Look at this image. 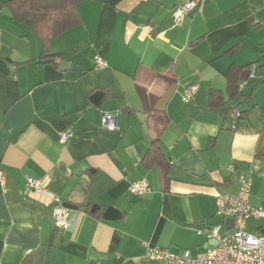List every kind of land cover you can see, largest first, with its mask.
I'll return each instance as SVG.
<instances>
[{
    "label": "crops",
    "instance_id": "1",
    "mask_svg": "<svg viewBox=\"0 0 264 264\" xmlns=\"http://www.w3.org/2000/svg\"><path fill=\"white\" fill-rule=\"evenodd\" d=\"M187 1L78 0L76 24L53 34L0 0V264H167L148 244L204 253L226 222L217 197L237 194L241 175L264 207V0H199L175 21ZM28 176L78 206L67 229ZM141 179L149 189L131 192ZM247 229L263 235L264 219Z\"/></svg>",
    "mask_w": 264,
    "mask_h": 264
},
{
    "label": "built area",
    "instance_id": "2",
    "mask_svg": "<svg viewBox=\"0 0 264 264\" xmlns=\"http://www.w3.org/2000/svg\"><path fill=\"white\" fill-rule=\"evenodd\" d=\"M199 0H189L177 7L175 21L189 11L194 10ZM98 68L108 65L101 57H96ZM253 72L252 76L255 75ZM198 85L189 86L183 93V100L189 102L198 91ZM239 114V113H238ZM103 128L115 130L118 128V116L111 111H105L101 118ZM72 135L68 130L61 134V141L65 142ZM230 168L233 170V166ZM3 175L0 173V179ZM241 187L237 194H220L217 197L218 214L227 219H233L232 230H226V222L209 228L206 233L209 239L216 243L208 246L204 253L193 255L190 249H184L182 253H173L165 248L147 245L146 255L150 259H162L167 264H264V235H256L247 229V221L250 218L264 219V207L253 205L250 201L252 180L245 175L240 176ZM28 192L45 196L59 202V198L53 195L41 179L28 176L26 179ZM149 189L146 179H141L131 186V192L143 194ZM56 204L53 209V216L56 226L63 231L70 226L72 211L69 207Z\"/></svg>",
    "mask_w": 264,
    "mask_h": 264
},
{
    "label": "trees",
    "instance_id": "3",
    "mask_svg": "<svg viewBox=\"0 0 264 264\" xmlns=\"http://www.w3.org/2000/svg\"><path fill=\"white\" fill-rule=\"evenodd\" d=\"M78 0H15L13 13L16 17L29 23L36 28L49 27L53 34H58L63 30L72 27L77 22L76 2ZM263 62H258L256 67L262 68ZM253 65L250 64L243 72L245 79L251 74ZM141 96H146L143 89H140ZM160 149L153 144L148 150L146 158L150 162L159 161L162 167V178L165 185L168 183L167 172L164 168L162 159H158ZM161 154V153H160Z\"/></svg>",
    "mask_w": 264,
    "mask_h": 264
},
{
    "label": "water",
    "instance_id": "4",
    "mask_svg": "<svg viewBox=\"0 0 264 264\" xmlns=\"http://www.w3.org/2000/svg\"><path fill=\"white\" fill-rule=\"evenodd\" d=\"M262 70H264V68H261V69L258 70V75L262 74V73H260ZM64 205L67 206V207H70V208H74V209L78 208L77 205H74V204L69 203V202L64 203ZM119 212L120 211L117 208H115L113 206H108L107 209L104 212V218H106V219H114L115 216L119 215ZM229 223L233 224V219H227L226 220V228H227V225H229ZM261 232L264 235V230H262ZM214 243H216V241Z\"/></svg>",
    "mask_w": 264,
    "mask_h": 264
},
{
    "label": "rangeland",
    "instance_id": "5",
    "mask_svg": "<svg viewBox=\"0 0 264 264\" xmlns=\"http://www.w3.org/2000/svg\"><path fill=\"white\" fill-rule=\"evenodd\" d=\"M251 219H256V218H250V219H248V221H247V225H248V222H249V220H251ZM251 224V223H250ZM254 233H256L257 234V231L255 230V229H251Z\"/></svg>",
    "mask_w": 264,
    "mask_h": 264
}]
</instances>
